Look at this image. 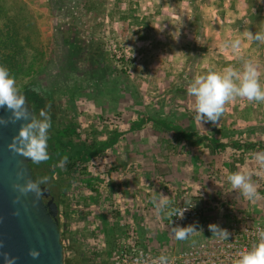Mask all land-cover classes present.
<instances>
[{
    "label": "rangeland",
    "instance_id": "374dc122",
    "mask_svg": "<svg viewBox=\"0 0 264 264\" xmlns=\"http://www.w3.org/2000/svg\"><path fill=\"white\" fill-rule=\"evenodd\" d=\"M262 27L264 0H0V38L9 36L0 42V65L21 90L37 78L52 82L53 124L70 125L69 144L96 152L77 151L55 166L66 185L58 224L68 257L111 264L123 239L170 252L179 264L185 250L214 241L209 224L264 228V169L252 158L264 151V103L237 98L216 126L195 119L186 91L196 75L238 63L219 47L229 37L242 40L241 55L257 62L264 87V44L246 38ZM154 120L220 145L188 141ZM124 170L140 172L136 191L198 208L200 232L177 240L166 217L151 241L140 239L118 208ZM242 170L254 173V203L227 182L229 172Z\"/></svg>",
    "mask_w": 264,
    "mask_h": 264
},
{
    "label": "clouds",
    "instance_id": "9594fccd",
    "mask_svg": "<svg viewBox=\"0 0 264 264\" xmlns=\"http://www.w3.org/2000/svg\"><path fill=\"white\" fill-rule=\"evenodd\" d=\"M246 38L264 44V27L255 33L248 31ZM219 47L230 51L238 63L229 64L219 71L209 68L203 74L196 75L186 89L188 96L193 98L191 107L195 119L216 126L226 111V105L237 98L247 100L249 103H264V87L260 83L261 72L256 61L241 55L242 40L239 37H229L222 40ZM0 109L10 113L8 117L0 116V125L6 126L9 122L23 121L18 133L8 144L9 150L22 155L33 164L47 162L51 158L48 151L51 117L44 109H41L38 115L30 111L27 99L17 86L15 77L3 65H0ZM252 158L258 168L264 169V151L253 153ZM66 160L67 157L62 158L58 166L63 167ZM253 174L251 170L229 172L226 179L233 191H238L241 196L254 203L259 199V193L256 184L252 181ZM18 175L22 176V173ZM50 180L51 177L47 175L35 179L28 178L23 184L14 182L13 189L23 195L32 193L35 200H40L48 190ZM19 198L17 196L15 200L18 201ZM152 203L159 213L171 219V224L174 216L183 219L188 208L174 207L173 201L163 193L159 197H153ZM14 214L19 215V210ZM208 228L214 236L221 239H227L230 235L228 230L217 224H209ZM171 232L175 239L183 241L200 231L195 225L189 224L183 227L172 225ZM257 235V242L250 249L240 252L232 264H264V229H257ZM29 255L37 259L40 251L31 248ZM3 256V264H16L17 257L8 253H4ZM136 264H141V261L137 260ZM151 264H171V262L167 255L161 253L151 260Z\"/></svg>",
    "mask_w": 264,
    "mask_h": 264
},
{
    "label": "water",
    "instance_id": "95a60500",
    "mask_svg": "<svg viewBox=\"0 0 264 264\" xmlns=\"http://www.w3.org/2000/svg\"><path fill=\"white\" fill-rule=\"evenodd\" d=\"M9 115L8 111L0 109V116ZM21 123L23 121L0 125V264H3L4 253L17 257L16 264H65L58 206L49 189L44 192L46 200L43 197L35 200L32 193L23 195L13 189L14 182L23 184L28 178L35 179L29 160L8 148ZM21 173L22 176L18 175ZM16 210L19 215L14 214ZM31 248L39 249V258L29 255Z\"/></svg>",
    "mask_w": 264,
    "mask_h": 264
},
{
    "label": "built area",
    "instance_id": "2783aa9c",
    "mask_svg": "<svg viewBox=\"0 0 264 264\" xmlns=\"http://www.w3.org/2000/svg\"><path fill=\"white\" fill-rule=\"evenodd\" d=\"M177 208L188 207L184 213L183 219L178 217H172L173 226L179 225L181 227L189 224L195 225L197 230L200 227L201 216L199 209L191 206L190 204H183L174 206ZM170 223H171V219ZM223 229L228 230L230 233L227 239H221L216 236L214 241L210 243H202L196 250H185L180 257H183L185 261L179 264H188L192 257H198L201 262L199 264H232V261L237 258L238 254L244 250H248L251 246L257 242L258 235L252 227L238 225L237 222H233L230 226H225ZM264 229V228H263ZM115 256L111 264H136L137 260L141 261V264H151V260L161 253L167 255L171 264H178L174 260L173 254L165 252L163 250L145 248L140 244H128L123 239L121 245L115 250ZM197 254V256H196Z\"/></svg>",
    "mask_w": 264,
    "mask_h": 264
},
{
    "label": "crops",
    "instance_id": "0c3cea01",
    "mask_svg": "<svg viewBox=\"0 0 264 264\" xmlns=\"http://www.w3.org/2000/svg\"><path fill=\"white\" fill-rule=\"evenodd\" d=\"M188 141L197 142L198 140L192 139ZM123 159L127 160L126 157ZM120 173L122 174L118 176L119 179L117 180V182L121 185L122 189L124 188L125 190H121L123 196L122 199L120 201L118 200L117 202L118 208L120 209V212L125 215L127 223L132 226L133 229H135V231L139 235L138 237H140V239L144 238L148 241H151L153 236L157 233L159 228H161L166 220V216L159 213L152 203L153 197H159L160 194L155 195L152 193L144 195L142 192L136 191L135 184H139L141 181L140 172L134 171V174H132V172L124 170L118 172V174ZM118 174L111 173L110 177L115 178ZM152 225H154V228L151 227ZM143 227L146 228L143 229ZM147 229L150 230L149 233H147ZM152 231H155V233H153Z\"/></svg>",
    "mask_w": 264,
    "mask_h": 264
},
{
    "label": "trees",
    "instance_id": "16d2710c",
    "mask_svg": "<svg viewBox=\"0 0 264 264\" xmlns=\"http://www.w3.org/2000/svg\"><path fill=\"white\" fill-rule=\"evenodd\" d=\"M86 8V11L88 13H92L93 11V7H90V6H87L86 4H84ZM9 37V36H4L3 38H0V42L2 43H5V39ZM1 48L3 49H7V48H4V46L2 45ZM7 55V54H6ZM4 57V56H3ZM10 59H7L5 61H9ZM27 85V84H26ZM26 85L23 87V89L21 90L22 92H25L26 90L29 91L28 89H26ZM36 95V94H35ZM37 98V100H40V96L36 95L34 96ZM39 105V104H38ZM155 123L161 125L164 129L166 130H172V131H176L178 132L182 137L188 139V140H192V136L189 135L180 125H177V124H169V123H166V122H162L160 120H154ZM142 123V120L136 122L134 125H132L133 128L135 127H138L140 126ZM116 138H113L112 140H110V144L114 143ZM198 141H208L209 143H211L213 146L217 147L219 146L220 144L217 143L214 139L212 138H208V136H205V135H202L198 138H196ZM61 144V151L59 152V155H58V158L62 159L64 157H67V160L65 162V164L68 163V161L73 157V155H75V150L76 152L77 151H81L83 154H88V155H94L96 152L95 151H92V152H89L87 149H85L84 147L80 146V145H76V146H73L70 148L69 151H65L66 148H68V144L65 143V142H60ZM52 147V150L53 151H56V148L53 145H51ZM59 146V144L57 145ZM50 159L45 162V163H41V164H33L30 160H29V164H30V167H31V170H32V174L33 176L36 178V177H40V176H49L51 177V180H50V183L48 186L51 187V191L53 193V195L55 196V201H56V204L58 206V212H57V220L59 221V217L61 215V212H59V207L61 204L64 203V199L61 198L60 194L64 195V190L66 189V185L62 183V187H61V190L62 192L60 191L59 189V185H58V181L59 180H53L54 178L53 177V174L54 172L58 171V169H56L54 167V164L56 163V160H57V156L55 157L54 154H50ZM61 192V193H60ZM66 233L65 231H61V243L62 241L64 240V237H65ZM63 245V256H64V263L65 264H77L78 262H80V257L77 255V254H74L72 257H68L66 255V251L68 250V247H66L64 244Z\"/></svg>",
    "mask_w": 264,
    "mask_h": 264
},
{
    "label": "flooded vegetation",
    "instance_id": "af4514ba",
    "mask_svg": "<svg viewBox=\"0 0 264 264\" xmlns=\"http://www.w3.org/2000/svg\"><path fill=\"white\" fill-rule=\"evenodd\" d=\"M26 89H28L29 91L26 90L25 92H22V93L26 97L31 111L38 115L39 111L41 109H44V110L48 111V113L51 117L52 127L50 129V134H49L48 151L50 154L51 153L54 154L55 157L57 156L56 163L54 164V167H55L56 164L61 160L60 158H58L59 152L61 151V148H62L60 142H65L68 144V148H66L65 151H69L71 147L76 146V145H73V146L70 145L69 141H68V139L71 137L70 125L69 126L66 125V126L58 128L57 125L53 124V122H52L54 120H58V112L54 107V101H55L54 95L55 94L53 92L52 82H50L49 80H47L45 78H37V79L30 81L26 85ZM35 94L40 96L41 99L37 100V98L34 97V96H36ZM53 144L56 148V151H53L51 148L52 147L51 145H53ZM58 144H59V146H57ZM75 153H77L76 150H75ZM52 178H54L53 180H59L58 178H56L55 172H54ZM58 185H59L60 191L62 192V190H61L62 182L60 180L58 181ZM48 189H49L50 195L55 200V196L53 195V193L51 191V187L48 186ZM64 193H65V191H64ZM60 196H63V195L60 194ZM46 199L47 198L43 197V200H46Z\"/></svg>",
    "mask_w": 264,
    "mask_h": 264
}]
</instances>
